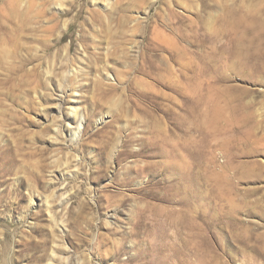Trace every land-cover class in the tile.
<instances>
[{
	"label": "rangeland",
	"instance_id": "374dc122",
	"mask_svg": "<svg viewBox=\"0 0 264 264\" xmlns=\"http://www.w3.org/2000/svg\"><path fill=\"white\" fill-rule=\"evenodd\" d=\"M0 264H264V0H0Z\"/></svg>",
	"mask_w": 264,
	"mask_h": 264
},
{
	"label": "bare ground",
	"instance_id": "6f19581e",
	"mask_svg": "<svg viewBox=\"0 0 264 264\" xmlns=\"http://www.w3.org/2000/svg\"><path fill=\"white\" fill-rule=\"evenodd\" d=\"M82 125V124H81Z\"/></svg>",
	"mask_w": 264,
	"mask_h": 264
}]
</instances>
